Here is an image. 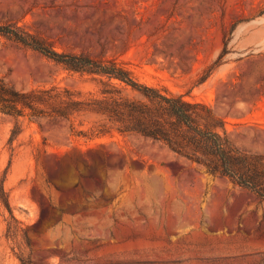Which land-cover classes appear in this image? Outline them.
<instances>
[{"label":"rangeland","instance_id":"1","mask_svg":"<svg viewBox=\"0 0 264 264\" xmlns=\"http://www.w3.org/2000/svg\"><path fill=\"white\" fill-rule=\"evenodd\" d=\"M0 25L204 104L264 155V0H0ZM0 79L75 101L0 112V264H264L262 197L117 130L109 105L142 92L1 33Z\"/></svg>","mask_w":264,"mask_h":264},{"label":"trees","instance_id":"2","mask_svg":"<svg viewBox=\"0 0 264 264\" xmlns=\"http://www.w3.org/2000/svg\"><path fill=\"white\" fill-rule=\"evenodd\" d=\"M0 33L14 36L73 70L98 73L142 92L148 102L126 100L109 105L118 131L137 132L161 140L178 154L203 165L210 173L228 177L264 199V155L240 149L217 131L214 122L217 118L206 105L188 102L182 96L163 94L113 64L58 52L11 25H0ZM74 104L75 101H62L50 91L19 90L0 79V112L17 116H41L51 112L68 117ZM202 118L206 120L204 123Z\"/></svg>","mask_w":264,"mask_h":264}]
</instances>
